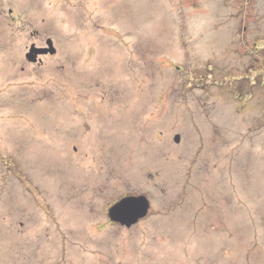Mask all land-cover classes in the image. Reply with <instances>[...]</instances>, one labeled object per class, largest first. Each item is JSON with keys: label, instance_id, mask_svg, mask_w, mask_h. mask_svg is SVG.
Segmentation results:
<instances>
[{"label": "rangeland", "instance_id": "1", "mask_svg": "<svg viewBox=\"0 0 264 264\" xmlns=\"http://www.w3.org/2000/svg\"><path fill=\"white\" fill-rule=\"evenodd\" d=\"M0 264H264V0H0Z\"/></svg>", "mask_w": 264, "mask_h": 264}, {"label": "water", "instance_id": "2", "mask_svg": "<svg viewBox=\"0 0 264 264\" xmlns=\"http://www.w3.org/2000/svg\"><path fill=\"white\" fill-rule=\"evenodd\" d=\"M46 41L47 48H45L44 51H37L34 48L30 49L26 55L29 62H35L36 55L42 54V52L55 54L56 51L53 48L52 40L48 39ZM179 139V136H176L174 141L178 143L180 141ZM149 208V201L144 195L123 197L108 208L107 216L112 222L129 228L131 225L138 222L139 219L144 217V215L148 213Z\"/></svg>", "mask_w": 264, "mask_h": 264}, {"label": "flooded vegetation", "instance_id": "3", "mask_svg": "<svg viewBox=\"0 0 264 264\" xmlns=\"http://www.w3.org/2000/svg\"><path fill=\"white\" fill-rule=\"evenodd\" d=\"M49 38H47V39H45V44H44V46H36V44L35 43H32V45H30V47H29V51H30V49L31 48H34L35 50H37V51H44V49L45 48H47V44H46V40H48ZM56 53V52H55ZM27 55V54H26ZM46 55H50V56H54L55 54H50V52L49 53H46V52H42V54H38V56L36 57V61L35 62H33V63H38L39 62V64H42L41 63V58L42 57H44V56H46ZM26 59H27V56H26Z\"/></svg>", "mask_w": 264, "mask_h": 264}]
</instances>
